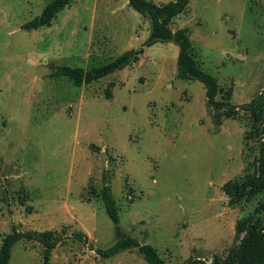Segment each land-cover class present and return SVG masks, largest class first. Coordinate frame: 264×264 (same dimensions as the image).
Wrapping results in <instances>:
<instances>
[{
  "label": "rangeland",
  "instance_id": "1",
  "mask_svg": "<svg viewBox=\"0 0 264 264\" xmlns=\"http://www.w3.org/2000/svg\"><path fill=\"white\" fill-rule=\"evenodd\" d=\"M51 1L0 0V246L16 224L66 232L54 264H149L137 249L105 259L73 237L115 243L100 195L108 184L121 225L166 264L223 262L239 220L264 225V191L230 205L223 190L245 168L256 173L264 125L241 111L217 130L204 84L177 77L173 42L82 86L53 76L54 65L88 69L141 48L149 21L128 0H71L51 26L24 29ZM170 26L190 28L194 57L232 103L264 93V0H191ZM42 250L21 240L9 264H41Z\"/></svg>",
  "mask_w": 264,
  "mask_h": 264
},
{
  "label": "trees",
  "instance_id": "2",
  "mask_svg": "<svg viewBox=\"0 0 264 264\" xmlns=\"http://www.w3.org/2000/svg\"><path fill=\"white\" fill-rule=\"evenodd\" d=\"M133 8H136L144 18L149 21V36L141 48H132L124 51L108 63L94 66L88 69L72 67L69 65L52 66L53 76H66L73 80L76 86H82L98 81L109 74L137 62L145 47L157 42H173L179 46L177 58V77L200 80L206 90V104L216 129L223 124L225 118H233L241 111L249 112L255 130L258 125H264V93L260 92L250 101L242 104H234L231 101L232 90H223L217 78L203 69L192 53V41L190 28L180 27L172 29L170 24L174 17L181 14L191 0H170L157 4L153 0H128ZM71 0H52L43 9L42 13L23 25L24 29H38L43 26H51L58 13L69 5ZM109 84L105 97L113 98L112 87ZM220 95V98L218 96ZM264 133V127L261 129ZM93 146V145H92ZM97 151L99 148L93 146ZM224 192L229 197V204L234 205L249 199L259 192L264 191V143H260L259 156L257 157V171L254 174L245 168L244 174L235 180L228 181L223 186ZM101 199L105 204L109 217L114 222L116 241L106 248L96 247L90 243L89 236L84 231H75L73 237L87 243L92 250L103 258H111L123 250L137 249L149 264H166L158 249L152 244L141 242L129 234L121 225L119 207L112 193L110 185L106 184L101 190ZM264 209V208H262ZM262 219L254 214L239 220L236 224V238L240 242L231 248L223 262L216 264H264V225ZM66 232L56 229L45 230H20L16 224H12V230L4 236L0 246V264H9L12 248L21 240L37 241L42 247L41 264H54L52 261L53 250L67 241Z\"/></svg>",
  "mask_w": 264,
  "mask_h": 264
},
{
  "label": "crops",
  "instance_id": "3",
  "mask_svg": "<svg viewBox=\"0 0 264 264\" xmlns=\"http://www.w3.org/2000/svg\"><path fill=\"white\" fill-rule=\"evenodd\" d=\"M176 17H177V16H176ZM176 17H174V18H176ZM174 18H173V19H174ZM172 21H173V20H172ZM147 48H148V47H147ZM146 51H147V49L145 50V52H146ZM121 252H122V251H121Z\"/></svg>",
  "mask_w": 264,
  "mask_h": 264
},
{
  "label": "water",
  "instance_id": "4",
  "mask_svg": "<svg viewBox=\"0 0 264 264\" xmlns=\"http://www.w3.org/2000/svg\"><path fill=\"white\" fill-rule=\"evenodd\" d=\"M135 10H137V9L135 8Z\"/></svg>",
  "mask_w": 264,
  "mask_h": 264
}]
</instances>
